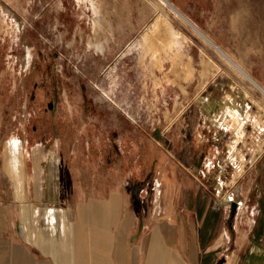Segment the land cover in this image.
Wrapping results in <instances>:
<instances>
[{
	"label": "crops",
	"instance_id": "0c3cea01",
	"mask_svg": "<svg viewBox=\"0 0 264 264\" xmlns=\"http://www.w3.org/2000/svg\"><path fill=\"white\" fill-rule=\"evenodd\" d=\"M184 26L164 42L178 43L177 75L158 71L178 89L173 106L187 104L191 86L195 103L205 98L197 119L194 106L168 123L171 140L141 141L135 157L118 149L121 136L91 141L86 132L79 150L81 126L68 121L53 152L32 138L22 147L11 132L0 150V264H264V71L239 62L259 89L234 77L207 43H187ZM139 160L148 168L133 166Z\"/></svg>",
	"mask_w": 264,
	"mask_h": 264
},
{
	"label": "rangeland",
	"instance_id": "374dc122",
	"mask_svg": "<svg viewBox=\"0 0 264 264\" xmlns=\"http://www.w3.org/2000/svg\"><path fill=\"white\" fill-rule=\"evenodd\" d=\"M160 1L0 0V150L13 131L22 147L32 138L40 149L53 152L63 121L81 126L82 144L75 151L85 147L86 132L91 141L97 135L106 142L121 136L118 149L134 156L141 141L151 146L156 137L171 140L168 123L174 126L183 110L194 106L197 119L205 98L201 92L195 103L191 86L187 104L173 106L178 89L159 72L171 67L177 75L178 43L164 42L179 24L187 29V43H207L218 53L213 51V62L259 89L240 64H256V70L264 71V0ZM176 7L224 43L226 51ZM190 75L189 68L185 76ZM206 115L201 109L200 118ZM177 133L182 147L188 128ZM148 164L139 160L133 166L147 169ZM246 210L251 214L258 209Z\"/></svg>",
	"mask_w": 264,
	"mask_h": 264
},
{
	"label": "bare ground",
	"instance_id": "6f19581e",
	"mask_svg": "<svg viewBox=\"0 0 264 264\" xmlns=\"http://www.w3.org/2000/svg\"><path fill=\"white\" fill-rule=\"evenodd\" d=\"M161 1H162L164 4H167L165 0H161ZM161 1H160V2H161ZM237 68H239V67L237 66ZM239 69H240V68H239Z\"/></svg>",
	"mask_w": 264,
	"mask_h": 264
}]
</instances>
